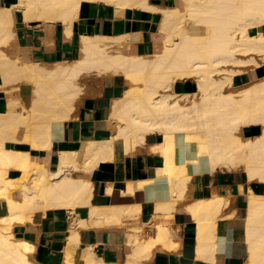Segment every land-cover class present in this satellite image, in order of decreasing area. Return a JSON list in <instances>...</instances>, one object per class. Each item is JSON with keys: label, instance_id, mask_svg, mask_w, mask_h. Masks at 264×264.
<instances>
[{"label": "bare ground", "instance_id": "obj_1", "mask_svg": "<svg viewBox=\"0 0 264 264\" xmlns=\"http://www.w3.org/2000/svg\"><path fill=\"white\" fill-rule=\"evenodd\" d=\"M80 1L21 0L20 6L26 7L18 8L26 19L43 18L51 24L60 19L66 27V35L70 36L71 28L68 25L78 16ZM115 1L123 8L145 4L146 9L147 4L142 0ZM152 8L162 13L160 29L164 41L161 52L152 56L130 53V42H135L138 37L136 34L115 37L83 35L79 58L69 63H56L53 68L20 57L11 58L6 53L5 47L10 43L12 45L10 41L16 37L14 13L12 9L0 8L2 81L4 85L26 81L35 86L31 107L27 108L21 100L8 96V110L0 113V264H38L33 260L36 245L14 233L17 225L30 227L37 214L67 210L69 215H76L77 219L78 210L87 207L91 216L98 215L97 218L101 219H95L96 226L106 217H117L110 221L118 224L115 220H119L122 212L129 211V205L118 206L119 209L125 208L119 216L116 215L118 210H112L114 206H92V183L88 178H74L73 173L78 170L91 173L101 160L110 161L120 142L132 148L145 141L148 134H160L163 142L157 148L165 160L162 175H167L170 184L182 191L188 188L185 183L190 179V166L209 171L224 168L231 173L242 172L248 181L264 184V77L230 91L234 90L235 76L244 74L248 69H263L264 0H180L172 8ZM124 47L126 50H121ZM90 71L122 74L129 82L126 94L119 100L114 99L111 116L115 129L109 140L88 142L83 163L78 161V153L61 152L59 168L53 172L47 165L52 147V124L66 118L69 121L73 102L76 105L79 102L78 99L77 103L74 101L81 90L76 82L82 76L85 81L82 74ZM190 82L196 84L194 92L176 91L177 84ZM227 88L232 89L225 93ZM21 128L22 146L29 149L6 148L7 140L18 141ZM251 128L260 129L255 138L245 136V132ZM181 141L186 150L185 164L176 166L175 150ZM39 153H43L42 162L37 159ZM257 192L252 188L248 190L244 239L249 247V260L245 264H264V195ZM184 194L180 195L181 200ZM176 198L164 207L171 206L170 210H176ZM229 198L217 195L197 200L190 207L187 206L190 211H185L192 212L196 219L198 254L206 260H213L216 256L215 221L223 216L227 206L230 207ZM164 207H160L161 212ZM81 222L79 220L77 224ZM107 222L101 225L106 226L104 223ZM72 224L64 264H76L74 255L80 244V235L77 224ZM138 228L134 229L140 231L141 228ZM160 233L163 236L161 241L167 248L175 246L171 242L173 239L168 240L171 234L167 228L162 227ZM158 240L157 244L160 245L162 242ZM83 258L85 264H101L97 262L92 247L86 248ZM127 263L131 264L129 261Z\"/></svg>", "mask_w": 264, "mask_h": 264}, {"label": "crops", "instance_id": "obj_2", "mask_svg": "<svg viewBox=\"0 0 264 264\" xmlns=\"http://www.w3.org/2000/svg\"><path fill=\"white\" fill-rule=\"evenodd\" d=\"M106 1L81 0L78 16L71 22L72 24L68 25L69 29L71 28V34L67 36L66 27L60 19L53 24L47 23L43 18L26 19L24 14L19 11V8H22L21 0H0V8L12 9L14 13L13 27L16 37L13 38L14 41L12 39L10 41L14 45H10V43L5 47L6 53L11 58L20 57L31 63L53 68L56 63H69L79 58L81 36L83 35L115 37L123 34H136L139 38H136L137 42L136 40L130 42L132 44L129 47V52L132 54L152 56L161 52L164 41V35L160 29L162 13L151 10L150 6L160 9L172 8L177 6L180 0H142L149 5L146 4V9L145 4L144 6L134 4L132 7L128 5L129 7L124 6L125 8H123L115 0ZM25 7L26 5L22 9ZM121 50L125 51L126 48ZM261 70L250 69L240 76H235L233 85H247L263 78L264 68ZM260 72H263L261 73L263 76ZM82 75H84L85 81L87 79L86 82ZM82 75L77 80L79 82H76L81 90L74 101L78 102L79 100V102H76L78 105L73 102L74 107L69 112L70 115L68 114L69 121L66 118L58 120V123L54 121L52 124V147L47 165L53 172L59 168L61 152H76L79 154L78 161L83 163L88 142L111 139L115 129V122L111 116L112 106L114 107L115 101L121 99L130 87L128 80L122 74H99L90 71L84 72ZM89 76L90 78H88ZM25 82L4 85L0 76V113L7 112V102H9L7 98L9 97L21 100L27 108L32 106L35 86ZM10 88L14 90L12 91ZM15 88H17L16 91ZM195 89L196 84L193 82L179 83L176 86L178 93L194 92ZM71 117L73 118L71 119ZM249 134L254 135L249 130L245 132V136ZM22 135L23 129L21 128L17 136L19 142L7 140L6 148L28 150L27 146H22ZM159 135L158 133L148 134L145 141L139 142L132 148H128L123 142H120L116 146L115 159L101 160L99 166L97 165L98 167L91 173H84L82 170L73 173L74 178H88L92 183V206H114L112 210H118L116 215L119 216L120 212L125 209V205H129L130 212L126 210L127 212L124 211L125 213L120 214L122 219L118 217L121 223L119 220H115L118 221V224L115 221V223H111L110 219L113 220L117 217H112L113 219L106 217L102 222L108 221V226L107 223H104L107 227L102 226L101 221V226H96L97 224L94 222L98 221V215L97 217L91 216L89 208L85 207L78 210L79 218L77 219L76 215H69L67 210H50L46 215L37 214L30 227L17 225L14 228L17 237L29 240L36 245L33 258L35 262L38 264H64L71 234L70 227L72 228V223L77 224L79 220L82 222L80 225H76L80 235V244L74 255L76 264L86 263L83 254L89 247L93 248L97 256L96 260L101 264H128L127 261L131 264H245L248 262L249 247L244 239L248 214V190L252 188L255 192L258 191V194L264 195V184L252 183L248 181L244 173H231L224 168L209 171L190 166L188 173L190 181L187 180L188 182L185 183L188 186L187 189L185 188L187 190L185 193V189L182 191L179 187L175 188L172 183L170 184L169 177L162 175L161 169L163 170L165 167V160L157 148L163 142ZM175 153V165H184L186 150L182 141L177 144ZM37 159L42 162L43 153H39ZM181 194H184L182 200ZM217 195H222L225 198L230 197L231 199H228L230 207L227 206L223 211V216L215 221L216 256L214 255L213 260H206L198 254L199 237L196 219L192 212L185 211H188L187 206L190 207L195 201ZM171 196L174 199H171ZM175 198L178 201L176 210H170L171 206L164 207L170 205ZM119 205L124 207L119 209ZM161 206L165 209H162V212L160 211ZM2 213H5V210H2ZM143 226L144 228H142ZM158 227L160 228L158 229ZM162 227L167 228L170 232L168 240L173 239L171 242L175 245L174 247L167 248L162 242L163 236L160 233ZM134 228H138L140 231H136ZM173 234L175 236H172ZM171 236L172 238H170ZM158 239L162 240V243L159 242L160 245L157 244Z\"/></svg>", "mask_w": 264, "mask_h": 264}, {"label": "rangeland", "instance_id": "obj_3", "mask_svg": "<svg viewBox=\"0 0 264 264\" xmlns=\"http://www.w3.org/2000/svg\"><path fill=\"white\" fill-rule=\"evenodd\" d=\"M228 67H231V66H228ZM263 68H264V66H263ZM248 70H250V69H248ZM243 85H241V84H235L232 88H234V90L232 89V88H227V90H225V93H227V91L228 92H230V91H236V90H238V89H240L241 87H242ZM239 87V88H238ZM237 88V89H236ZM229 89H232V90H230L229 91ZM249 130V132H252L254 135H248V137H251V138H255V136H257L259 133H260V129H258V128H253V129H248ZM247 130V131H248ZM255 131V132H254ZM259 131V132H258ZM256 133H258V134H256ZM235 173H242V172H235Z\"/></svg>", "mask_w": 264, "mask_h": 264}]
</instances>
